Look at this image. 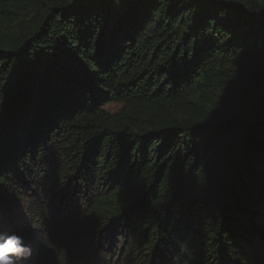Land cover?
<instances>
[{
  "label": "trees",
  "instance_id": "16d2710c",
  "mask_svg": "<svg viewBox=\"0 0 264 264\" xmlns=\"http://www.w3.org/2000/svg\"><path fill=\"white\" fill-rule=\"evenodd\" d=\"M8 232L16 264H264V0H0Z\"/></svg>",
  "mask_w": 264,
  "mask_h": 264
},
{
  "label": "clouds",
  "instance_id": "9594fccd",
  "mask_svg": "<svg viewBox=\"0 0 264 264\" xmlns=\"http://www.w3.org/2000/svg\"><path fill=\"white\" fill-rule=\"evenodd\" d=\"M29 254L30 249L22 244L20 237H0V264H16V260Z\"/></svg>",
  "mask_w": 264,
  "mask_h": 264
},
{
  "label": "rangeland",
  "instance_id": "374dc122",
  "mask_svg": "<svg viewBox=\"0 0 264 264\" xmlns=\"http://www.w3.org/2000/svg\"><path fill=\"white\" fill-rule=\"evenodd\" d=\"M120 107H121V103H118L117 101H113V100H110L104 105V109H106L107 111L111 113L118 111ZM8 234L10 236L9 232Z\"/></svg>",
  "mask_w": 264,
  "mask_h": 264
}]
</instances>
